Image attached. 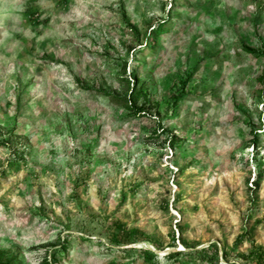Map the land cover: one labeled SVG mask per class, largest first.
I'll return each instance as SVG.
<instances>
[{"label": "rangeland", "instance_id": "rangeland-1", "mask_svg": "<svg viewBox=\"0 0 264 264\" xmlns=\"http://www.w3.org/2000/svg\"><path fill=\"white\" fill-rule=\"evenodd\" d=\"M258 168L264 0H0V264H247Z\"/></svg>", "mask_w": 264, "mask_h": 264}, {"label": "trees", "instance_id": "trees-1", "mask_svg": "<svg viewBox=\"0 0 264 264\" xmlns=\"http://www.w3.org/2000/svg\"><path fill=\"white\" fill-rule=\"evenodd\" d=\"M123 17L125 18V14H123ZM168 20H163L162 22H158L142 39V37H140L139 32L137 29L134 28V26L128 24V26L130 27V29L133 31V33L137 36V40L142 41L143 43L141 44L140 48H139V54H141L145 49L147 50H154L156 45L158 44V38L164 34L167 33L171 30V24L167 23ZM140 38L142 40H140ZM243 49L245 51H247L248 53H255L253 49L251 48H247V47H243ZM134 84L133 86L137 87L140 83L139 80V74L137 72L133 71V78H132ZM181 95H184V93H182ZM125 96H123L122 98V102H124V105L130 109L133 110L134 115H138L141 112V109L136 105L135 102H133L131 105H126L125 102L129 101V98H124ZM178 98V97H177ZM176 97H174L172 99V102L170 104V107H173L175 104V101L177 99ZM257 137L256 135H254L251 145L255 148L257 147ZM263 173L264 170H262L261 168H258L257 173L255 175V178H253L252 180V186L253 189H257L258 185L260 184L262 177H263ZM177 231L179 233V241H182V237H183V232H184V228L177 225ZM254 231V228H250L249 230H246L242 233L241 235V242L242 240L248 242V244L250 245L249 251L246 254H240L238 257L242 260V261H246L247 264H264V246L263 245H258L255 244L253 237H252V233ZM182 244L185 247H193L188 245L187 243L182 241ZM65 251V248L62 247L61 249H59L58 254L63 253ZM197 254H201V258L200 259H204L205 255L207 256L208 254L211 255V257L207 258L210 259L209 261L212 262L214 261V259L217 258V248L212 245L211 247L202 249L201 251L198 252H194L193 256L191 255H187V257L191 258L196 256ZM142 255L145 261H149L151 262L152 260L156 259L157 255L149 252L148 250H143L142 251ZM180 256H186V254L182 251H178V252H172L166 255L167 259L173 261V260H177ZM199 257V256H198ZM204 257V258H203ZM222 257L226 262H229V256L227 254V252L225 250H223L222 253ZM56 262V261H55Z\"/></svg>", "mask_w": 264, "mask_h": 264}]
</instances>
